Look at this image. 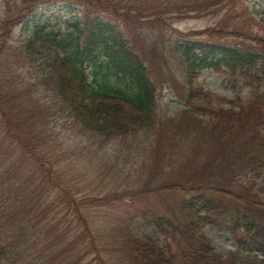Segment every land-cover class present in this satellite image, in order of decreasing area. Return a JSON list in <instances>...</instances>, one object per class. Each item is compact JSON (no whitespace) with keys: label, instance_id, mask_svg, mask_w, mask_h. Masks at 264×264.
Instances as JSON below:
<instances>
[{"label":"rangeland","instance_id":"rangeland-1","mask_svg":"<svg viewBox=\"0 0 264 264\" xmlns=\"http://www.w3.org/2000/svg\"><path fill=\"white\" fill-rule=\"evenodd\" d=\"M35 1L38 3L34 10L13 28L10 42L0 58V193L6 195L5 201L0 198V241L17 247V264H132L128 257L129 239L147 234L163 239L153 224L152 214L179 209L185 197L179 191L167 192L169 190L161 184L179 186L180 181H186L188 172L204 164L203 156L179 154L173 160L171 144L179 131L175 126L168 131L164 127L157 136L142 132L106 138L84 132L75 123L67 122L64 116L67 110L60 107L62 96L52 87L41 85L39 68L27 63L20 46L32 36L34 25L47 21L50 27L55 25L57 30H65L73 16L82 26L98 20L108 26L110 32L132 40L136 46V34L150 41L161 29L157 24L146 25L150 19L147 15L140 16L136 23H125L119 16L100 13L78 1ZM135 1L127 0L125 5L129 7ZM165 1L172 9L163 14V24L167 25L163 32L168 43L185 38L264 50L261 45L264 44V0H223L208 9L200 7L208 0H155V3ZM6 6L7 0H0V20L7 16ZM145 64L150 63L146 60ZM159 65L158 61L150 64L153 78ZM41 72L44 78L53 75ZM110 72L113 70L107 71L111 84L122 81ZM235 77L207 69L199 74L198 82L215 102L247 97L249 89ZM20 83L30 85L33 93L39 92L53 101L54 112L45 113L49 116L48 124L38 127L23 122L29 109L18 93ZM189 91L182 70L171 79L169 76L158 79L155 109L158 118H165L164 122L169 125L176 122L174 114L185 106ZM39 130L44 134L43 139L38 138ZM196 141L192 146L198 144ZM156 142L159 146L153 154L151 149ZM200 151L208 153L204 147ZM155 156L157 163L153 166ZM150 177L158 192L139 194ZM239 180L256 184L257 190L263 183L262 178L250 173H241ZM11 192L21 207L18 212L11 209L17 206L15 201L11 204L9 200ZM65 192L81 201L82 208L77 207L78 201L68 203ZM115 193L122 199L90 208L84 205L91 198H106ZM78 216L88 225L78 220L77 224ZM219 228L211 224L205 227L217 253L224 258H235L240 264H254L249 251L239 248L231 234ZM251 247L255 254L261 255L256 246Z\"/></svg>","mask_w":264,"mask_h":264},{"label":"trees","instance_id":"trees-1","mask_svg":"<svg viewBox=\"0 0 264 264\" xmlns=\"http://www.w3.org/2000/svg\"><path fill=\"white\" fill-rule=\"evenodd\" d=\"M71 1L119 16L125 23H136L140 16L147 15L150 19L146 25L157 24L161 30L150 41L142 34H136V46L132 40L110 32L104 24L93 21L82 26L76 16L67 21L66 31L57 30L55 25L50 27L47 21L38 23L35 26L37 32L20 46V53L31 67L39 68L37 73L40 72L41 82L62 96L70 118L85 131L106 138L142 132L157 136L164 127L168 131L175 126L179 131L171 144L173 160L180 154L203 156L205 161L188 172L186 181H180L179 186L161 184L165 190L192 197L182 199L179 209L152 214L153 224L163 239L150 234L131 237L128 256L131 263L240 264L235 258H224L217 253L205 229L211 224L227 230L239 248L249 251L254 264H264V50L249 45L231 47L185 38L168 43L163 32L167 26L163 24V14L172 9L166 1L156 4L155 0H136L129 7L125 5L127 0ZM222 1H204L200 7L208 9ZM29 3V0H23L21 11L31 6ZM17 11L18 7L9 6L6 18L0 24V54L8 43L4 31L9 29ZM173 13L179 14L178 11ZM137 47L139 50H134ZM146 60L151 65L154 61L160 63L155 68L156 78L150 74V64L147 66ZM87 62L98 66L94 67L92 75L86 70ZM104 66L112 67L115 76L122 78V84L111 85L107 76H100ZM208 68L236 76L249 89L247 97L215 102L198 82L200 72ZM42 70L53 75L44 78ZM181 70L190 91L185 106L174 114L176 122L169 125L166 120L164 122L165 118L160 119L155 113L157 80L166 76L171 79ZM18 93L29 109L23 122L38 127L48 123L49 116L44 119L45 107L35 98L31 86L28 88L20 83ZM37 134L39 139L44 138L41 130ZM195 140L198 144L192 146ZM156 144L151 149L153 154L159 146ZM202 147L208 149V153L200 151ZM156 161L155 156L153 166ZM241 173L262 178L261 188L257 190L256 184L241 182ZM151 183L152 177L138 193L158 192ZM2 187H5L4 183ZM12 195L13 192L9 200L11 204L15 201L17 206L11 209L18 212L21 207ZM65 195L68 203L78 201L70 192ZM119 197L122 199L115 193L106 198H91L84 205L90 208ZM0 198L5 201L6 195L0 193ZM79 202L77 207L82 208ZM77 220L88 225L80 216L75 221L78 224ZM252 245L261 250V256L255 254ZM18 257L17 247L0 241V264H17Z\"/></svg>","mask_w":264,"mask_h":264}]
</instances>
